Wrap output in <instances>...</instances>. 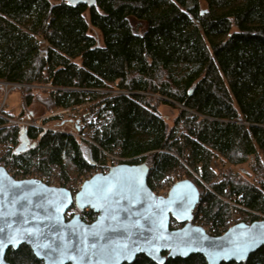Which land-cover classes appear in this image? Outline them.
Listing matches in <instances>:
<instances>
[{"label":"trees","instance_id":"16d2710c","mask_svg":"<svg viewBox=\"0 0 264 264\" xmlns=\"http://www.w3.org/2000/svg\"><path fill=\"white\" fill-rule=\"evenodd\" d=\"M96 1L88 8L66 0H0V81L56 87L47 95L53 108L96 101L88 110L113 113L93 136L89 159L84 141L71 134L29 127L26 136L36 143L21 153L15 148L13 162L42 171L54 164L69 178L67 164L79 177L106 166L110 154L146 162L153 189L181 156L201 196L195 218L210 233L221 234L232 220L263 219L264 0ZM40 37L46 58L39 56ZM111 89L128 93L101 91ZM33 90H26L27 104ZM162 104L177 109L171 126L160 115ZM7 141L18 146L20 128L0 127V143ZM249 158L253 182L219 176L217 161L236 165ZM177 225L171 219L170 227ZM5 260L43 264L25 244L9 248ZM129 264L156 263L139 254ZM161 264L207 262L191 254ZM220 264H264V245L244 262Z\"/></svg>","mask_w":264,"mask_h":264},{"label":"water","instance_id":"95a60500","mask_svg":"<svg viewBox=\"0 0 264 264\" xmlns=\"http://www.w3.org/2000/svg\"><path fill=\"white\" fill-rule=\"evenodd\" d=\"M66 2L97 5L96 0ZM26 129L20 128L16 153L36 143ZM149 170L146 162L113 165L72 193L35 178L14 179L0 166V264H9L6 251L22 244L43 264H129L139 254L156 264L191 254H200L207 264L241 263L264 245V218L239 221L211 235L191 223L200 200L196 184L186 178L166 197L158 196L147 184ZM72 206L77 212L66 218ZM85 208L96 214L91 222L80 217ZM171 219L182 225L171 228Z\"/></svg>","mask_w":264,"mask_h":264},{"label":"built area","instance_id":"2783aa9c","mask_svg":"<svg viewBox=\"0 0 264 264\" xmlns=\"http://www.w3.org/2000/svg\"><path fill=\"white\" fill-rule=\"evenodd\" d=\"M39 42H40L39 56L46 58L47 48H48L47 42L43 37L39 38ZM0 86L4 90V95L0 102V119H2L4 123L1 124L0 127H6L9 129L14 127L15 128L40 127L39 124H36L30 120L29 118L30 116L25 115L22 117L21 116L18 117V115L10 116L9 114L5 113L4 110L6 108L4 107H5V100L7 99V95L9 93V90L11 89H20L22 91H25L27 89H38L40 87L41 88L50 87L52 89L56 87H52L49 85L43 86L36 83H17V82L11 83L6 81H0ZM101 91L107 92L112 95L128 93L127 91L119 90V89L101 90ZM45 118H58V119L62 118L63 120H68L70 126L69 131L60 130L55 132L69 133L79 141H84L91 145H95L93 136L98 130L102 129L106 124H108L112 120L113 113L111 110L106 108L101 110L94 109V110L83 111V104H80L65 108L56 107L55 110ZM16 146L17 144H13L11 143V141L0 143V166L4 167V169L10 176H12L14 179H29V178L39 179L43 183L49 186L65 187L69 189L72 193L78 191L83 181L89 178L91 175L97 172H106L110 166L117 165L120 163H126L122 161L123 159L117 158L113 155H111L112 159H109L107 156L109 154H107L106 158L108 162L106 163V166H98V164H96L85 175L79 176V178L73 180L66 178L63 175V173L54 164H50L46 171L40 170L39 167L35 165H32L28 168L21 167L16 162H13L12 158L10 157V154L13 155V152H15ZM186 178H187L186 169L180 168L179 165H176L162 179L158 181V185L155 186L152 189V191L158 196L166 197L173 184ZM199 209H200V200L193 210L191 223L195 225H201L207 233L213 235L212 233L209 232L210 229L209 226H204L196 220L195 217ZM79 213L81 219L84 220L85 222H91L96 215L89 208H85L83 211H80ZM236 222H237L236 220H232V222L228 225V227ZM251 222L252 221L250 220L246 221V223L248 224ZM177 226L180 227L181 225H177Z\"/></svg>","mask_w":264,"mask_h":264},{"label":"rangeland","instance_id":"374dc122","mask_svg":"<svg viewBox=\"0 0 264 264\" xmlns=\"http://www.w3.org/2000/svg\"><path fill=\"white\" fill-rule=\"evenodd\" d=\"M204 7L205 5L202 4ZM78 62L79 60H75ZM43 86H48V85H43ZM52 88L47 87V88H38L34 89L35 96L31 98V102L29 104L26 103V90L22 91L20 89H11L9 90V93L7 95V99L5 100V107L7 108L12 114L18 115V117L22 116H30V120L36 124H39L40 127L43 131L45 130H52V131H60V130H68L69 131V123L68 120H63L62 118H45L49 114H51L56 107L48 106L47 105V95L48 91L51 90ZM4 95V90L0 86V102L3 98ZM96 101L93 102H86L83 104V111H87L89 106L91 104H95ZM159 112L160 115L166 120L167 124L171 126L173 119L177 113V109L174 108L171 105L167 104H162L159 106ZM82 148H83V154L86 158H90V146L89 143L85 144L87 142H82ZM109 159H112V156L109 154L107 155ZM107 160V159H106ZM253 161V158H249L246 162L242 164H230L228 162L222 161V162H216L217 166V171L219 173V176L221 177L224 173L227 175L233 177L237 176L242 179H246L249 182H253V171L251 169V163ZM180 168L186 169L187 175L188 172H192L190 169V166L187 163V160L184 157L178 156V164ZM66 169L69 173V176L72 178L68 179H77L79 177H76L77 173L72 170L71 166L67 164ZM194 172V171H193ZM194 177L196 174H194ZM75 177V178H74ZM158 185V182L155 184V186ZM204 187L209 188L208 184H204ZM201 197V196H200ZM228 199H226L225 202ZM229 205L233 206L234 205L229 202ZM236 219H239L241 216L239 215V211L236 210L235 213ZM262 219V218H261Z\"/></svg>","mask_w":264,"mask_h":264},{"label":"flooded vegetation","instance_id":"af4514ba","mask_svg":"<svg viewBox=\"0 0 264 264\" xmlns=\"http://www.w3.org/2000/svg\"><path fill=\"white\" fill-rule=\"evenodd\" d=\"M75 207H71L70 209H68L67 210V212H66V218H69L70 216H72L73 214H74V212H75Z\"/></svg>","mask_w":264,"mask_h":264},{"label":"snow or ice","instance_id":"6c2138e0","mask_svg":"<svg viewBox=\"0 0 264 264\" xmlns=\"http://www.w3.org/2000/svg\"><path fill=\"white\" fill-rule=\"evenodd\" d=\"M125 248H127V246H125ZM128 253H129V255H131V249H128Z\"/></svg>","mask_w":264,"mask_h":264}]
</instances>
